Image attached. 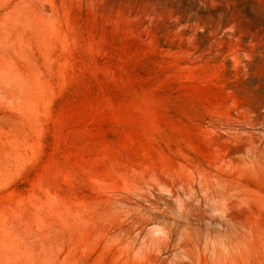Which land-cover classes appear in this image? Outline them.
Here are the masks:
<instances>
[{
  "label": "rangeland",
  "instance_id": "1",
  "mask_svg": "<svg viewBox=\"0 0 264 264\" xmlns=\"http://www.w3.org/2000/svg\"><path fill=\"white\" fill-rule=\"evenodd\" d=\"M0 264H264V0H0Z\"/></svg>",
  "mask_w": 264,
  "mask_h": 264
}]
</instances>
